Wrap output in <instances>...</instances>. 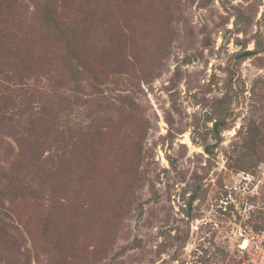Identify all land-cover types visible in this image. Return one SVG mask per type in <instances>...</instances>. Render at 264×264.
Returning a JSON list of instances; mask_svg holds the SVG:
<instances>
[{"label": "rangeland", "instance_id": "rangeland-1", "mask_svg": "<svg viewBox=\"0 0 264 264\" xmlns=\"http://www.w3.org/2000/svg\"><path fill=\"white\" fill-rule=\"evenodd\" d=\"M96 1L107 17L80 19L76 48L119 61L120 74L99 71L118 89L65 91L31 126L39 139L88 126L95 168L74 186L63 173L54 206L19 187L0 264L23 253L30 264H264V51L237 55L264 45V0ZM63 2L69 22L79 0ZM0 6L14 18L0 33L31 48L36 66L66 59L31 1ZM135 88L137 107L120 103ZM17 130L26 136L0 124V167L19 152Z\"/></svg>", "mask_w": 264, "mask_h": 264}, {"label": "trees", "instance_id": "trees-1", "mask_svg": "<svg viewBox=\"0 0 264 264\" xmlns=\"http://www.w3.org/2000/svg\"><path fill=\"white\" fill-rule=\"evenodd\" d=\"M29 1L34 6L33 14L38 22L54 29H52L55 33L54 36L57 41L63 43L67 57L59 65L58 62L55 63L45 54L44 64L36 66L27 58L31 48L29 51L27 45H23L19 41H10V38L7 40L0 33V78H5L7 82L5 85L0 83V86L3 87V90H0V124H7L12 129L17 126L26 135H18L20 130H17L15 139L20 143L19 152L13 161L0 167L1 228L6 223L5 218L11 213L10 209L15 197L19 195V187H23L31 194H38L39 198H46L47 202H50L49 205L54 206V198L59 196L54 184L61 181L63 173L67 174V182L73 186L86 183L89 180L87 177L89 171L94 170L96 165L94 160L97 150L95 131L81 124L74 131L70 129L71 131H67L59 138L43 133L40 136L42 138L39 139L36 136V128L31 126L35 119L45 112L50 102L58 101L59 104V100L67 99L65 91L73 92L80 100L85 99V96L93 89L105 92L103 86L108 91L118 89L119 82L109 81L107 76L102 74L99 77L100 65L108 70L106 75H118L122 72L119 61L110 58L111 60L109 59L108 62L106 59L100 62L95 55L88 53L87 50L79 52V49L76 48L75 41L81 37L82 22L79 20L93 19L100 15L105 17L107 14L105 10H100L101 7L96 0H79L75 9V17L69 22L64 21V16L59 10L61 7L67 6L63 0ZM0 19H5L2 21L4 23L14 22L13 16H10L7 10L0 11ZM16 35H19V32ZM257 51H264V45L260 46L257 42L255 50H244L237 55L247 57ZM56 64L57 71L54 69ZM30 79L34 81L32 85L28 84ZM42 79L45 81L43 82ZM48 90L53 94L51 99ZM131 92L133 94L129 92L122 95L120 103L135 108L137 102L134 93H137V88ZM34 97H38L37 106H34ZM84 102L86 103L85 100H83ZM223 124L224 119L217 120L216 118L214 121L216 128ZM35 136L39 144H34ZM49 185H52L53 189ZM70 192H72L71 189L68 193ZM6 201L8 202L5 204ZM41 232L43 238L49 235L47 226H43ZM19 234L18 237L16 234L13 235L15 241L24 238L21 233ZM23 254L22 264H30V261L26 259V253Z\"/></svg>", "mask_w": 264, "mask_h": 264}]
</instances>
